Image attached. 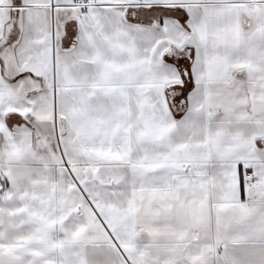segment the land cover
<instances>
[{
    "label": "snow or ice",
    "instance_id": "1",
    "mask_svg": "<svg viewBox=\"0 0 264 264\" xmlns=\"http://www.w3.org/2000/svg\"><path fill=\"white\" fill-rule=\"evenodd\" d=\"M0 264H264V0H0Z\"/></svg>",
    "mask_w": 264,
    "mask_h": 264
}]
</instances>
